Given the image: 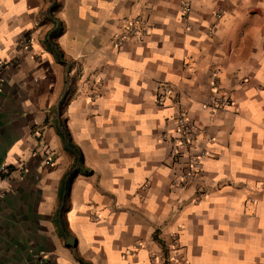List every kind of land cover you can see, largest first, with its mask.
I'll use <instances>...</instances> for the list:
<instances>
[{"label": "crops", "instance_id": "0c3cea01", "mask_svg": "<svg viewBox=\"0 0 264 264\" xmlns=\"http://www.w3.org/2000/svg\"><path fill=\"white\" fill-rule=\"evenodd\" d=\"M192 7L0 0V264H153L173 235L188 264H264V0ZM136 16L148 35L116 46Z\"/></svg>", "mask_w": 264, "mask_h": 264}, {"label": "built area", "instance_id": "2783aa9c", "mask_svg": "<svg viewBox=\"0 0 264 264\" xmlns=\"http://www.w3.org/2000/svg\"><path fill=\"white\" fill-rule=\"evenodd\" d=\"M193 12L192 0H182V17L188 19ZM217 17L220 13L216 14ZM149 33V28L145 20L141 16H136L127 21L123 30L115 37V45L119 46L128 40H143ZM2 63H0L1 65ZM162 93H171L172 89L166 84H162ZM2 90V78L0 77V92ZM160 99V97H159ZM232 103L228 95H215L211 97L209 106L212 110L222 108ZM176 134L171 137L172 149L171 157L174 162H183L185 170L183 171L180 182L187 184L189 179L196 172V166L200 162V154L191 151V146L199 133V130L194 126L188 112L184 108H179L175 116ZM8 167L5 164H0V178L6 177ZM153 264H188L186 256L183 253L182 246L179 244L177 236H172L168 245L164 247V253L160 257L151 255Z\"/></svg>", "mask_w": 264, "mask_h": 264}, {"label": "trees", "instance_id": "16d2710c", "mask_svg": "<svg viewBox=\"0 0 264 264\" xmlns=\"http://www.w3.org/2000/svg\"><path fill=\"white\" fill-rule=\"evenodd\" d=\"M52 7H53V6H52ZM66 134H67V133H66ZM67 139L69 140L68 134H67ZM69 146H70V147H73V145L71 144L70 140H69ZM73 148H75V151H76L77 154L81 157L82 155H81L80 150H79L78 148H76V147H73ZM67 195H68V193L65 192V195H64V201H65V202H66V200H67Z\"/></svg>", "mask_w": 264, "mask_h": 264}]
</instances>
